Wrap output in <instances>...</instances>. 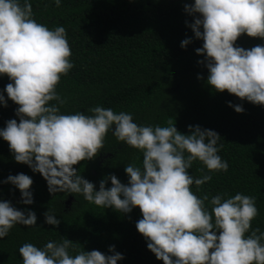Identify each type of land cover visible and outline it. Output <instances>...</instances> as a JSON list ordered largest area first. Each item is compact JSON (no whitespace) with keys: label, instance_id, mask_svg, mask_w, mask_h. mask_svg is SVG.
Returning <instances> with one entry per match:
<instances>
[{"label":"clouds","instance_id":"9594fccd","mask_svg":"<svg viewBox=\"0 0 264 264\" xmlns=\"http://www.w3.org/2000/svg\"><path fill=\"white\" fill-rule=\"evenodd\" d=\"M52 2L59 6L61 0ZM183 10L192 17L186 26L202 41L195 52L203 55L197 63L207 69V85L264 106V43L247 49L235 45L241 34L264 41V0H192ZM189 43L185 38L180 47ZM70 55L63 26L50 29L37 23L29 0H0V75L10 81L0 94V106H6V94L17 105L18 118L5 121L0 139L7 142L13 160L38 172L50 194L77 193L124 214L138 208L141 218L135 228L163 264H264V231H249L257 215L256 198L237 192L230 197L218 193L209 200L207 194L197 197L190 189L210 180L211 172L227 170V162L217 154L219 135L193 125L182 134L172 119L167 126L138 125L131 113L101 106L88 109L90 115L61 113L58 105L65 100L55 89L61 75L73 67ZM229 106L243 111L239 104ZM109 131L116 141L138 150L142 159L139 166L124 165L126 184L108 174L94 190L73 165L94 158ZM193 161L209 174L194 179L187 171ZM0 183L15 186L20 203L33 202L28 175L10 174ZM42 215L48 225L60 222L49 209ZM14 225L40 227L33 211L0 201V239ZM72 243L64 237L42 247L23 243L18 254L22 264H117L123 259L112 245L109 255L95 249L70 255Z\"/></svg>","mask_w":264,"mask_h":264},{"label":"trees","instance_id":"16d2710c","mask_svg":"<svg viewBox=\"0 0 264 264\" xmlns=\"http://www.w3.org/2000/svg\"><path fill=\"white\" fill-rule=\"evenodd\" d=\"M29 2L37 23L65 29L73 67L56 85L65 100L58 105L61 113L90 115L88 109L101 106L131 113L138 125L167 126L172 119L182 134H188L189 125L215 131L220 137L217 154L228 168L211 172L210 180L190 185V189L197 197L207 194L209 200L218 193L254 196L257 215L249 231L256 227L264 231V106L207 85V69L197 63L203 55L195 52L202 41L195 39L185 24L191 23L192 17L183 5L192 0H61L59 6L52 0ZM185 38L190 43L181 48ZM261 43L260 38L244 34L235 41L246 49ZM7 83V76L0 75V94ZM5 100L6 106H0V128L9 119L18 122L17 105L6 94ZM229 102L239 104L243 111L235 112ZM141 159L138 150L116 141L109 131L96 156L73 167L97 190L99 180L108 174L126 184L124 165L139 166ZM187 171L194 179L209 174L199 161H193ZM17 173L31 178L33 202L20 203L19 190L9 183H0V201L33 211L40 227L14 225L9 229L0 239V264H22L18 248L23 243L42 247L62 237L73 241L70 255L93 249L109 255L108 246L112 245L123 256L117 264H163L135 228L141 218L138 208L124 214L85 201L77 193L50 194L40 174L15 162L7 142L0 139V181ZM105 187H110V181L105 180ZM204 205L210 211L207 200ZM47 209L60 221L58 225L43 222Z\"/></svg>","mask_w":264,"mask_h":264}]
</instances>
